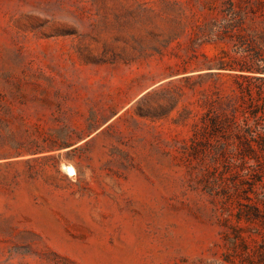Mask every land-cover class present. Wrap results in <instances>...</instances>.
<instances>
[{
    "label": "rangeland",
    "instance_id": "obj_1",
    "mask_svg": "<svg viewBox=\"0 0 264 264\" xmlns=\"http://www.w3.org/2000/svg\"><path fill=\"white\" fill-rule=\"evenodd\" d=\"M244 60L264 0H0V135L37 143L0 157V264H264Z\"/></svg>",
    "mask_w": 264,
    "mask_h": 264
},
{
    "label": "trees",
    "instance_id": "obj_2",
    "mask_svg": "<svg viewBox=\"0 0 264 264\" xmlns=\"http://www.w3.org/2000/svg\"><path fill=\"white\" fill-rule=\"evenodd\" d=\"M239 22H231L228 23L226 28L230 31L234 32V36H236L238 43H242L244 41H251L256 40V37L253 33L242 34L240 32H236V26ZM219 68L224 70H230L234 73H228L230 77L234 78L237 81L238 87L242 93V99L244 103H246V107L249 114L257 117L260 116L259 114L262 113L264 115V100L261 97H256L253 94V86L252 82L254 81H261L264 82V66L261 65H253L248 61L244 60L240 64H230L226 61H220ZM259 92V90H257ZM0 108H5V106L0 102ZM0 120H2L0 118ZM251 127V126H249ZM264 129V128H263ZM250 134L254 141H256L259 147H263L264 149V131L258 128H253L250 130ZM36 141L32 140L26 142L21 140L15 135H7L3 136L0 135V157L3 155H10L13 153H21L23 150H29L34 145H36ZM254 148V147H252ZM250 209L253 212H260L261 209L257 202H252L250 205Z\"/></svg>",
    "mask_w": 264,
    "mask_h": 264
},
{
    "label": "bare ground",
    "instance_id": "obj_3",
    "mask_svg": "<svg viewBox=\"0 0 264 264\" xmlns=\"http://www.w3.org/2000/svg\"><path fill=\"white\" fill-rule=\"evenodd\" d=\"M67 170H68V172H69L70 174H74V173H75V169H74V167H72V166H68V167H67Z\"/></svg>",
    "mask_w": 264,
    "mask_h": 264
}]
</instances>
